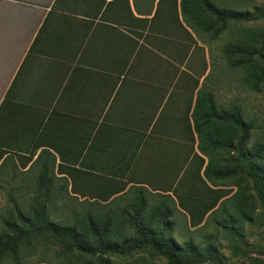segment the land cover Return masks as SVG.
<instances>
[{
	"label": "crops",
	"instance_id": "1",
	"mask_svg": "<svg viewBox=\"0 0 264 264\" xmlns=\"http://www.w3.org/2000/svg\"><path fill=\"white\" fill-rule=\"evenodd\" d=\"M217 39L182 0H0V193L52 173L100 203L216 198L203 173L223 152L201 141L223 138L235 107L216 95Z\"/></svg>",
	"mask_w": 264,
	"mask_h": 264
},
{
	"label": "trees",
	"instance_id": "2",
	"mask_svg": "<svg viewBox=\"0 0 264 264\" xmlns=\"http://www.w3.org/2000/svg\"><path fill=\"white\" fill-rule=\"evenodd\" d=\"M182 8L195 27L209 33L213 38L221 34L228 21L248 19L247 14L241 15L232 10L218 9L210 4L209 0H182ZM238 39V45L230 44V48H224L229 66L232 68L245 67L248 73L245 82H253L258 89V86L264 82V29L253 32L250 37L242 39L239 37ZM235 53L240 55L239 60L231 58ZM253 56L255 60L250 61ZM209 102L212 105L211 95ZM220 118L227 123L224 126L225 131L221 133L223 138H206L201 142L207 146L217 147L223 154L227 152L232 156L236 150L239 154L241 153V157H245L241 150L245 142L246 130L241 120L240 108L235 106L230 111H223L219 114ZM233 119L240 131L239 138L235 141L231 133H228V122H232ZM254 158L257 165L250 170V177L253 181L251 190L254 193L256 210L264 214V165L262 164L264 155L262 150L257 149ZM220 170L224 171L220 160H210L203 175L213 183L221 175ZM41 176L46 180L37 182V186L31 189L34 204L37 206L28 216L15 207L13 216L10 214V217L3 221L2 231L0 230V262L2 264L9 259H12L14 264H20V248H29L33 241L44 238H49L55 244L60 245L67 254L74 256V264H110L114 257L124 258L138 251L159 253L168 260L169 264H200L204 260L202 250L191 242L179 243L173 237H168L166 231L169 225H172L169 221L171 212L179 207L189 215L190 226L197 227L202 224L204 217L211 210L218 208L221 200L231 194L230 190H218L212 202L211 199H208V202H196L209 203L201 207V214L198 217L196 216L197 209L185 205V202L187 203L190 199L183 200L175 190H173V196H170L152 195L147 189L138 188L134 189L130 197L122 198V202H115L116 199L110 203L86 202L93 199L94 195L89 192V188L73 185L71 175V186L67 179H62L60 187L53 186L52 173H42ZM236 188L231 198L238 204L237 208L241 212V218L250 222L247 210L242 207L248 206L251 196L247 188L239 187V185ZM120 191L121 189L110 190L109 193H103L100 197L108 200ZM149 197H156L157 201H150ZM173 197L177 201L176 204ZM79 198L84 199L82 202L85 203L78 202ZM69 202L91 206L83 212L68 209V207L66 210V206L64 209L56 206L58 211L55 212L51 209L53 205L68 206ZM152 203L154 205H149ZM53 217L59 221L53 220ZM229 218L230 224L236 225L237 228L239 226L237 220L234 217ZM156 223L160 226L159 229H153ZM224 229L234 235L239 232V229L235 230L227 225ZM207 254L213 259L218 258L215 249H208Z\"/></svg>",
	"mask_w": 264,
	"mask_h": 264
},
{
	"label": "rangeland",
	"instance_id": "3",
	"mask_svg": "<svg viewBox=\"0 0 264 264\" xmlns=\"http://www.w3.org/2000/svg\"><path fill=\"white\" fill-rule=\"evenodd\" d=\"M210 4L218 9H227L241 15H248L245 21H228L223 27L215 43L216 50L220 55L221 47L227 48L229 45H238V38L250 37L253 32L264 29V0H209ZM233 43V44H232ZM230 48V47H229ZM234 60H239L240 55L235 53L231 56ZM253 56L250 61H254ZM219 76L223 82L218 83L216 91L217 98L224 105L234 103L240 108L241 120L246 130L245 142L242 152L245 157H241L239 151L231 156L229 153L218 155L220 165L224 166V171L220 170L218 184L230 190L231 194L217 204L218 208L211 210L205 217L201 225L191 227L189 215L179 207L171 212L170 224L166 231L168 237H173L179 243L191 242L199 250L203 251V262L200 264H264V214L256 210L254 193L251 190L253 181L250 177V170L254 169L257 162L254 154L257 149L262 150L264 155V82L258 86L254 83L245 82L248 75L247 69L243 66L230 67L227 55L219 58L216 63ZM264 165V160L262 161ZM240 167V168H239ZM222 169V168H221ZM217 171V170H216ZM219 172V171H218ZM245 187L251 196L247 207V216L251 219L246 222L241 218V212L237 208V203L231 198L236 191V186ZM214 186V185H213ZM228 187V188H227ZM1 190L0 193V230L4 219L13 216L15 207L24 215H29L34 207L31 189H21L16 191L11 189ZM175 204L176 199L173 197ZM150 201H157L156 197H149ZM188 200V199H184ZM84 201L79 198L78 202ZM213 199L211 198V202ZM86 202H89L87 200ZM205 202H208L206 200ZM210 202V204H211ZM67 205H53L51 209L55 212L58 208L76 209L81 212L91 205L77 202H69ZM209 203L185 202L189 208L197 209L196 216H200L201 207ZM154 205V203L149 204ZM58 211V210H57ZM234 217L239 226L230 224V218ZM53 220L59 221V219ZM232 227L239 232L234 235L224 229V226ZM156 223L153 229H159ZM215 249L217 259L211 258L207 254L208 249ZM237 248V250H235ZM74 256L67 254L60 245L55 244L49 238L33 241L29 248H20V264H74ZM14 264L12 259L7 260ZM5 264H7L5 262ZM110 264H169L168 260L159 253L148 251H138L124 258L114 257Z\"/></svg>",
	"mask_w": 264,
	"mask_h": 264
}]
</instances>
